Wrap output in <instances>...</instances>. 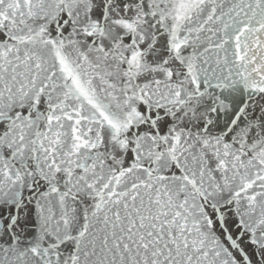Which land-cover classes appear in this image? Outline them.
<instances>
[{"label":"snow or ice","instance_id":"obj_1","mask_svg":"<svg viewBox=\"0 0 264 264\" xmlns=\"http://www.w3.org/2000/svg\"><path fill=\"white\" fill-rule=\"evenodd\" d=\"M0 264H264V0H0Z\"/></svg>","mask_w":264,"mask_h":264}]
</instances>
